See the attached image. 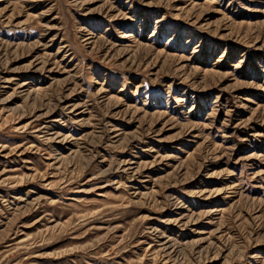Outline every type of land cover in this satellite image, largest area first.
I'll return each mask as SVG.
<instances>
[{
  "label": "rangeland",
  "instance_id": "rangeland-1",
  "mask_svg": "<svg viewBox=\"0 0 264 264\" xmlns=\"http://www.w3.org/2000/svg\"><path fill=\"white\" fill-rule=\"evenodd\" d=\"M0 264H264V0H0Z\"/></svg>",
  "mask_w": 264,
  "mask_h": 264
}]
</instances>
